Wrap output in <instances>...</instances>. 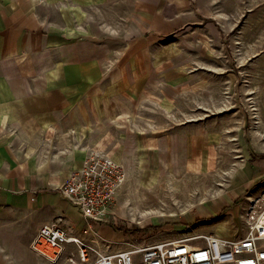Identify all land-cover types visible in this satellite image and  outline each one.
I'll use <instances>...</instances> for the list:
<instances>
[{"label":"rangeland","instance_id":"374dc122","mask_svg":"<svg viewBox=\"0 0 264 264\" xmlns=\"http://www.w3.org/2000/svg\"><path fill=\"white\" fill-rule=\"evenodd\" d=\"M120 2L114 18L100 7L76 23L100 36V44L74 45L88 55L56 59L98 66L86 77L104 81L86 89L85 100L97 105L92 110L131 117L138 133L153 128L155 135L147 147L140 140L127 144L129 151L114 159L126 170L115 216L70 229L93 250L86 262L81 245L67 247L56 263L34 254L38 222L50 217L42 210L0 215V264H94L98 253L178 233L241 238L253 201L264 200V0H177L170 10L182 19L177 33L141 34L150 45L132 66L128 48L114 38L129 24V1ZM121 79L127 88L117 86ZM145 116H152L151 125Z\"/></svg>","mask_w":264,"mask_h":264},{"label":"crops","instance_id":"0c3cea01","mask_svg":"<svg viewBox=\"0 0 264 264\" xmlns=\"http://www.w3.org/2000/svg\"><path fill=\"white\" fill-rule=\"evenodd\" d=\"M128 1V26L124 31L113 29L121 33L114 38L128 48L125 53L132 66L135 57L150 45L141 34L175 35L182 19L170 11L176 9L177 0ZM121 2L0 0V215L32 216L43 210L50 217L40 220L37 227L58 223L70 235L73 225L92 228L79 208L57 189L82 167L90 152L119 161L129 151L127 144L140 140L147 147V137H154L153 128L138 133L131 117L109 115L103 108L92 110L97 105L85 100L86 89L98 88L104 81L86 77L98 66L56 59L88 55L74 45L100 44V36L90 35L89 27L76 23H83L86 12L88 16L100 7L111 9L114 18L118 13L114 9ZM182 4L181 8L186 7ZM42 56L50 60L43 63ZM127 83L121 79L117 86L127 88ZM145 121L151 125L152 116H145ZM163 131L165 128L156 131L157 137Z\"/></svg>","mask_w":264,"mask_h":264},{"label":"built area","instance_id":"2783aa9c","mask_svg":"<svg viewBox=\"0 0 264 264\" xmlns=\"http://www.w3.org/2000/svg\"><path fill=\"white\" fill-rule=\"evenodd\" d=\"M125 181L123 165L108 154L90 152L82 167L74 170L57 190L79 208L85 221L104 223L115 216L113 205ZM71 245L82 246L83 262L93 251L58 223H52L39 228L31 250L38 257L56 263ZM94 264H264V220L254 225L248 221L247 232L241 238L178 233L128 244L112 253H98Z\"/></svg>","mask_w":264,"mask_h":264},{"label":"bare ground","instance_id":"6f19581e","mask_svg":"<svg viewBox=\"0 0 264 264\" xmlns=\"http://www.w3.org/2000/svg\"><path fill=\"white\" fill-rule=\"evenodd\" d=\"M264 200L253 201L252 207L248 216V221L254 224H261L264 220Z\"/></svg>","mask_w":264,"mask_h":264},{"label":"trees","instance_id":"16d2710c","mask_svg":"<svg viewBox=\"0 0 264 264\" xmlns=\"http://www.w3.org/2000/svg\"><path fill=\"white\" fill-rule=\"evenodd\" d=\"M264 159V157H261ZM115 230H117L118 232H121L123 234H132V231L127 229V228H122V227H119V228H116Z\"/></svg>","mask_w":264,"mask_h":264}]
</instances>
